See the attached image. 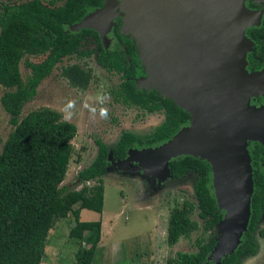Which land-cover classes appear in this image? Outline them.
<instances>
[{
	"label": "trees",
	"instance_id": "obj_1",
	"mask_svg": "<svg viewBox=\"0 0 264 264\" xmlns=\"http://www.w3.org/2000/svg\"><path fill=\"white\" fill-rule=\"evenodd\" d=\"M13 1V0H8ZM29 0L6 4L0 15V107L12 126L0 149V264H39L43 257L48 231L58 219L73 216V226L68 231L78 247L72 264H91L100 237V223L79 220V211L101 213L103 200L102 177L110 167L109 149L95 140L94 160L76 175L82 187L66 190L60 187L69 158L70 141L76 130L73 124L61 119L59 113L41 108L19 118L22 106L36 95L39 84L52 72L62 58L74 56L89 58L96 54V63L108 72L119 75V96L126 105L135 106L148 114L161 111L164 122L149 137H139L129 132L120 134L111 149V158L123 161L127 152L135 147H156L169 140L181 127L188 125L187 113L167 98L153 90H137L134 80L144 76L132 39L119 33L120 20L113 21L112 49L97 48L99 36L91 29L70 32L68 28L99 9L103 0ZM43 3L46 5L44 6ZM249 9L258 5L245 1ZM245 35L254 46L245 57L249 71L264 66V8L258 27L247 28ZM90 46V47H89ZM25 56H44L38 64L27 63L29 75L21 80L19 63ZM71 88L85 90L91 79L90 70L78 65L64 66L60 70ZM264 95L251 102H261ZM259 155L264 148L254 143L250 152L252 194L246 230L233 252L223 257L219 264H237L242 256L256 252L253 240L259 219L264 216V175L258 170ZM169 178L178 179L186 172L195 174L193 194L195 205L183 201L179 208L170 211L165 242L175 245L199 229L209 234L206 240H195V253H175L166 264H207V257L215 245L211 231L222 220L211 189V172L207 162L191 156H180L168 162ZM94 181L88 187L87 182ZM77 205L76 209L73 206ZM196 210V220L191 216ZM87 235H84L85 232ZM264 237V232H260Z\"/></svg>",
	"mask_w": 264,
	"mask_h": 264
},
{
	"label": "rangeland",
	"instance_id": "obj_2",
	"mask_svg": "<svg viewBox=\"0 0 264 264\" xmlns=\"http://www.w3.org/2000/svg\"><path fill=\"white\" fill-rule=\"evenodd\" d=\"M27 1L29 0L10 2L0 0V15L6 4H20ZM104 1L108 7L113 6L116 1L119 2V0ZM62 2L63 0H58L56 5H61ZM43 5L46 6L44 3ZM195 11L197 10L192 5L181 6L180 19L184 27L193 29ZM110 29L111 27L101 34L97 48L106 50L113 48L115 40ZM68 30L74 32V30ZM262 45L264 48V39ZM95 57L96 54L82 59L74 56L62 58L54 65L50 75L39 84L35 97L22 106L19 115L21 118L31 111L48 108L59 113L62 120L74 125L76 133L70 141L72 154L60 184V187L66 190H78L82 187V184L77 182L76 175L94 160L96 139L103 142L111 152L121 133L129 132L139 137H149L154 129L164 122V115L161 111L148 114L138 107L123 103L119 96V83L121 82L119 75L100 67L95 62ZM43 58L44 56H25L21 59L19 73L22 81H25L29 75L27 63L35 65ZM199 61V58H195L194 63L201 65ZM73 64L83 70H90L91 79L85 90L71 88L60 76L62 67ZM181 72L187 75L185 67L181 68ZM4 91L5 89L0 87V96ZM105 93L110 95V99L101 105L96 98ZM200 93L206 102V112L202 111V117L208 116L202 121L208 123L214 111L213 93L210 92L207 95L202 91ZM192 100L195 103L197 99L195 97ZM69 101L75 102L74 115L71 119L65 120L62 118V109ZM85 103L97 109L96 115H92L88 109L83 107ZM263 103L264 101L260 105ZM255 106L258 107L259 104ZM101 107L107 109V119L99 116L98 110ZM216 125L218 132L233 125V121L220 113ZM189 126L181 128H189ZM11 131L12 126L8 123V116L0 107V149ZM254 143L259 144L256 141L244 140L242 145V154L250 171H252L250 152ZM154 148L135 147L128 152L127 160L121 164H116L117 161L110 158L111 166L102 177L101 213L97 214L88 210L79 211L80 221H99L100 223L99 242L91 264H166L169 259L175 258L177 252L195 253L197 251L195 240L207 239L209 234L199 229L187 238H180L175 245L167 246L165 233L170 211L179 208L185 200L195 205L193 194L195 174L188 171L178 179H170L163 165L155 169L156 161L151 163L141 159L145 151H151ZM259 156L258 170L264 175V156ZM85 185L90 187L94 185V181L87 182ZM76 208L77 205L73 206V209ZM196 212L194 210L191 219L197 221ZM235 219L234 211L223 210L222 221L210 233L215 239V247L208 256L207 264H218L226 253L240 243V224H237ZM72 226L73 216L71 214L53 223L48 231L43 257L39 264H72L74 262L78 242L68 237V231ZM260 232H264V216L259 219L252 234L256 244L255 254L240 257L237 264H264V237ZM87 233L86 231L84 235Z\"/></svg>",
	"mask_w": 264,
	"mask_h": 264
},
{
	"label": "water",
	"instance_id": "obj_3",
	"mask_svg": "<svg viewBox=\"0 0 264 264\" xmlns=\"http://www.w3.org/2000/svg\"><path fill=\"white\" fill-rule=\"evenodd\" d=\"M116 2L108 7L103 0L99 9L68 29H91L100 37L115 19L120 20L119 33L133 40L144 71L143 77L134 80L136 89L155 91L189 116V128H181L154 150L145 151L141 159L156 161L155 169L163 165L168 177V162L178 156L207 162L216 205L219 210L235 212L241 238L253 190L252 171L242 145L244 140H251L264 147V103L258 107L250 104L252 98L264 95V70L246 71L245 57L254 44L245 31L259 26L264 0H250L259 5L257 9L247 8L244 0H128V19L118 11ZM187 4L197 10L192 30L180 19L181 6ZM195 58L201 65L194 63ZM183 67L187 75L182 74ZM200 91L213 93L214 111L208 123L202 121L208 116L202 117L206 102ZM220 113L233 125L217 132ZM231 136L237 137L238 148L231 143ZM110 158L111 152L108 161ZM242 169L246 171L244 187L240 184Z\"/></svg>",
	"mask_w": 264,
	"mask_h": 264
},
{
	"label": "clouds",
	"instance_id": "obj_4",
	"mask_svg": "<svg viewBox=\"0 0 264 264\" xmlns=\"http://www.w3.org/2000/svg\"><path fill=\"white\" fill-rule=\"evenodd\" d=\"M96 99H97V102L99 104L103 105L107 100L110 99V95L105 93L103 95L98 96ZM83 107L88 109V111L92 115H96L97 109L95 107H92V106H90L87 103H85L83 105ZM74 108H75V102H73V101H69L66 105H64V108L62 109V113H63V117L62 118L65 119V120L71 119L72 116L74 115ZM98 112H99V116L102 119H107L108 118V112H107L106 108L101 107V108H99Z\"/></svg>",
	"mask_w": 264,
	"mask_h": 264
},
{
	"label": "bare ground",
	"instance_id": "obj_5",
	"mask_svg": "<svg viewBox=\"0 0 264 264\" xmlns=\"http://www.w3.org/2000/svg\"><path fill=\"white\" fill-rule=\"evenodd\" d=\"M254 1H258V0H254ZM116 4H117L118 11H120L121 13H123L124 14V17L126 19H128L130 17L128 0H121L120 2H116ZM230 140H231V143H233L238 148L237 137L231 136L230 137ZM262 143L264 144V142H262ZM240 172H241L240 184H241V187L242 186L244 187L243 184H244V181H245L246 171L242 169Z\"/></svg>",
	"mask_w": 264,
	"mask_h": 264
},
{
	"label": "flooded vegetation",
	"instance_id": "obj_6",
	"mask_svg": "<svg viewBox=\"0 0 264 264\" xmlns=\"http://www.w3.org/2000/svg\"><path fill=\"white\" fill-rule=\"evenodd\" d=\"M120 1H121V0H119V2H120ZM111 28H112V27H111ZM110 32H111V35H112V30H111V29H110ZM252 49H253V48H252ZM251 51H252V50H251ZM95 62H96V61H95ZM100 67H101V66H100ZM246 68H247V66H246ZM262 68H264V66L261 67L260 69H262ZM260 69H259V70H260ZM247 70H248V69H247ZM248 71H249V70H248ZM256 71H258V70H256ZM250 72H251V71H250ZM258 98H259V97H258ZM256 99H257V98H256ZM256 99H251V101H252V100H256ZM251 101H250L251 104H256V105L259 104V105H260V103L263 102L264 100H262L261 102H254V103H252ZM113 160H114V159H113ZM115 161H116V160H115ZM109 163H110V162H109Z\"/></svg>",
	"mask_w": 264,
	"mask_h": 264
},
{
	"label": "crops",
	"instance_id": "obj_7",
	"mask_svg": "<svg viewBox=\"0 0 264 264\" xmlns=\"http://www.w3.org/2000/svg\"><path fill=\"white\" fill-rule=\"evenodd\" d=\"M263 39H264V37H263ZM263 39H262V41H263ZM262 41H261V44H262ZM262 49H263V51H264V48H263V45H262ZM262 70H264V68H262V69H260V70H258V71H262ZM246 71L247 72H250V71H248L247 70V68H246ZM135 82V81H134ZM253 99V98H252ZM251 101V100H250ZM251 104V103H250ZM251 105H255V104H251ZM155 113V112H154ZM108 170V169H107Z\"/></svg>",
	"mask_w": 264,
	"mask_h": 264
}]
</instances>
